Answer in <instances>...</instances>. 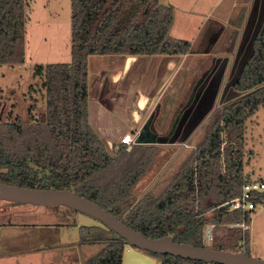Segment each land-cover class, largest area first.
I'll return each instance as SVG.
<instances>
[{"label":"trees","instance_id":"16d2710c","mask_svg":"<svg viewBox=\"0 0 264 264\" xmlns=\"http://www.w3.org/2000/svg\"><path fill=\"white\" fill-rule=\"evenodd\" d=\"M26 7V0H0V65L24 62ZM172 20L173 7L160 0H70V62L35 68L43 80L42 120L0 122V182L68 189L145 236L169 235L175 242L195 246H205L202 234L208 224L215 228L226 219L248 223L249 213L242 215L221 206L248 182L243 174V136L248 117L264 106V16L253 39V52L233 85L238 96L219 107L205 139L161 196L135 198V188L151 161L149 148L141 146L182 141L211 104L190 121L183 119L169 136L144 133L139 136L141 144L128 150L120 142L113 154L88 122V57L183 56L190 43L168 38ZM221 74V70L216 74L215 92ZM251 201L264 204V192L254 193ZM79 230L80 244L103 245L86 264H122L128 245L120 236L101 226H81ZM234 242L238 249L210 247L250 255L247 229L238 232ZM150 254L160 264L202 263Z\"/></svg>","mask_w":264,"mask_h":264},{"label":"rangeland","instance_id":"374dc122","mask_svg":"<svg viewBox=\"0 0 264 264\" xmlns=\"http://www.w3.org/2000/svg\"><path fill=\"white\" fill-rule=\"evenodd\" d=\"M160 2L169 3L168 5L173 7V20L168 38L189 41L190 50L187 57L184 58L177 70L174 68L175 72L173 69L169 71L166 79L161 78L160 67L151 63L150 66L139 67L137 73L134 72L136 71L134 68L117 84L111 83L110 73L116 68L115 63L121 56L92 55L88 57V122L92 123L90 125L95 127L98 135H100L102 127L100 123V113L102 112L105 115L108 114V117L111 116V121L113 120L117 127L123 126V122L130 116L136 114L140 118L146 116L150 110L145 122L154 127L157 135L167 137L176 113L184 103L190 100L193 88L210 68L215 55L228 54L231 50L232 53L234 52L237 42H234V49L230 43L233 38H237L235 34L237 24L229 25L230 27L225 25L223 39L217 41L212 36L208 37L213 31L211 26L214 25V19L212 13H209L208 17L206 16L208 13L206 4L199 0H160ZM192 2L193 4L190 6ZM26 3L23 38L24 62L20 65H0V122L20 120L23 123H29L30 119L42 120L44 110L43 80L36 74L35 68L50 63L70 62V0H26ZM259 10V13H262L264 4ZM216 32H218L217 29ZM250 50V47L244 44V48H241L238 56L245 58ZM238 51L239 49L236 52ZM226 57L228 56L226 55ZM229 65L230 69L226 66L222 70L220 77L222 92L217 93V97L221 94L226 95L225 97L222 95L223 102L218 103L217 101V104L212 102L208 112H205L196 127L194 126L182 141L146 143L141 146L149 148L151 161L146 173L135 188L134 195L137 200L144 196L150 198L161 196L180 172L181 167L192 157L197 146L205 139L211 124L220 113L217 105L236 96V93H232L231 87L227 85L235 77L231 70L232 62ZM119 68L120 66H118ZM97 74L102 76L101 82L95 78ZM130 83H135L133 97L130 95L132 87L131 90L129 87L127 94L124 92ZM95 84H101L98 89L100 91L94 90ZM158 87L160 88L158 89ZM142 96H147L151 100L149 109L145 108L142 111L138 106V109L134 108L133 111V98L139 99ZM120 97L123 99L121 103H119ZM100 137L102 138L101 135ZM243 138V174L248 178V181L264 180V106H258L246 120ZM102 140L107 150L113 154L121 139L118 142L113 138L110 143L104 138ZM138 152L135 157L138 156ZM227 209L231 210L230 207ZM0 211V223L27 225L23 238L25 239L23 244L25 250H30L34 246L43 248L50 245L51 248L67 251L68 245L77 244L80 241L79 227H105L94 218L64 206L12 205L0 200ZM239 223L240 221L234 222L231 219H226L212 230L208 228L214 239L212 241L204 239L203 243L209 247L212 245H222L226 248L235 247L234 240L238 232L244 231L241 226L237 225ZM246 224L247 226L251 224L250 231L247 229L248 235L250 233V256L264 258L263 203L256 204L255 209L249 213V221ZM16 233L17 230L13 227L0 228V255L13 252L15 243L12 244L8 240H12V237L19 238L20 236H16ZM106 235L108 236L110 233L107 232ZM21 240H19V244L23 243ZM102 248L101 244H89L90 253L99 252ZM126 249L131 253L139 252L142 255H148L151 259L157 258L132 246L124 247L123 258L129 254ZM235 249H238V246ZM86 253L88 254V252H78L79 258L84 257Z\"/></svg>","mask_w":264,"mask_h":264},{"label":"crops","instance_id":"0c3cea01","mask_svg":"<svg viewBox=\"0 0 264 264\" xmlns=\"http://www.w3.org/2000/svg\"><path fill=\"white\" fill-rule=\"evenodd\" d=\"M199 1L202 2L203 4H206L207 6L206 11L208 13L206 14V16L208 17L209 13H212V17L214 19V25L211 26L213 31L211 35H208L209 38L212 36L213 38H216L217 41L218 40L221 41V39H223L222 36L223 32L226 30L225 25L228 26L235 24L238 25L236 27L237 30L235 32L237 38L236 39L233 38L232 43H230L232 49H234V42H237L236 47L238 46L241 32L246 27L249 21V13L251 12V6L255 5L254 11H252L254 13V18L252 20V24H253V21L254 22L256 21L257 18L256 15L259 8L264 4V0H199ZM193 2L190 4V6L193 4ZM216 29L218 32H216ZM242 48H244V46H242ZM228 54L215 55L209 67H212L213 65L215 66L218 65V63L222 61L224 57H226V55ZM160 56L161 55L119 57L118 61L115 63L116 68L113 69L110 73L111 83L117 84L123 76L133 71L134 68H136V71L134 72L137 73V69L139 67L150 66L151 63H155L157 67H160L159 73L161 74V78L163 77V79H166V77L169 75V71L171 69L174 70V68L177 70L179 65L182 64L184 58L187 57V54L183 56H167V57H163V56L160 57ZM159 63L160 65L158 66ZM118 66H120L119 69ZM95 78L100 82L102 81V76L100 77L98 74L95 76ZM101 84H97V85L95 84L94 90L100 91L98 89L101 86ZM128 85H129L128 88L124 90V92L125 94H127L129 87L130 90L132 87L130 95H132L133 97V95H135V87H134L135 83L133 84L130 83ZM159 88L160 87H158V89ZM88 96H89V85H88ZM149 101L151 100L147 98V96H142L139 99L133 98L134 105L132 107V110L134 111V108L137 110L138 106L142 111H144L145 108L149 109V106L151 104V103L149 104ZM121 102H123V99H121L120 97L119 103ZM148 113L146 116L144 115L143 117L140 118H138L136 114L132 115L127 120L125 119L126 121L123 122V126L119 125L117 126L118 127L117 128L115 127L116 124L113 122V120L111 121V116L108 117V114L105 115L102 112L100 113V123L102 124V127L100 128L99 134L102 136V138L106 139L108 143H110V141L113 140V138L119 142L121 137L126 134L131 135L137 132L139 134H142L144 132L155 134L156 132L154 130V127H152L150 124L145 122ZM90 124L92 125V123ZM92 129L95 131V127H92ZM1 211L5 212L4 210ZM7 211L9 212V210H6V212ZM25 226L27 225L17 224V223L15 224L10 222L4 224L0 223V228L13 227L17 230L16 236H20L19 238L12 237V240L10 239L8 240L11 241L12 244L15 243L14 245L15 248L12 249L13 254L4 253L3 255H0V264H81V262L82 264H86L88 259H90L91 257H93L102 250L101 249L99 252L90 253L89 244H80L79 242L77 244L68 245L67 251H61V250H57L56 248H51L50 245L49 246L47 245L43 248L39 246H34L30 248V250L29 249L25 250V246H23V244L25 243V239H23L25 237V233H24ZM250 226L251 224H248L247 226L248 231H250L249 228ZM19 240H21V242L23 241V243L19 244ZM250 244L251 242L249 237V244H248L249 253L251 251ZM78 252L79 253L88 252V254L86 253L84 257L79 258ZM126 252L129 254L126 255L125 258H123L122 256V264H160V260L157 258L151 259V257H148V255H142V253L139 252L131 253L127 249ZM200 264H212V263H200Z\"/></svg>","mask_w":264,"mask_h":264},{"label":"water","instance_id":"95a60500","mask_svg":"<svg viewBox=\"0 0 264 264\" xmlns=\"http://www.w3.org/2000/svg\"><path fill=\"white\" fill-rule=\"evenodd\" d=\"M219 87L220 85L218 86L216 94L219 91L222 92V87ZM137 141L140 143L139 137ZM158 143L165 142L161 141ZM127 149H130V147L128 146ZM0 200L15 204H29L42 207L64 206L76 210L103 224L120 236L128 246L136 247L139 250L150 253L170 255L191 261L212 264H264V258H255L243 251H230L214 249L209 246L178 243L169 235L150 238L128 227L122 220L117 219L99 205L68 189L27 188L0 182ZM229 206L230 203H226L221 208H228Z\"/></svg>","mask_w":264,"mask_h":264},{"label":"flooded vegetation","instance_id":"af4514ba","mask_svg":"<svg viewBox=\"0 0 264 264\" xmlns=\"http://www.w3.org/2000/svg\"><path fill=\"white\" fill-rule=\"evenodd\" d=\"M254 7H255V5L251 6V12L249 13V21H248L246 27L241 32V35L239 37V43H238V46L236 47V49L234 50L233 53L231 50L229 52V54L227 55L228 57H224V59L222 61H220L218 63V65H216V66L213 65L212 67H210L206 71V73L203 75V77L200 79V81L193 88V92H192L190 100L188 102L184 103L180 107L178 112L176 113L175 118H174V121L176 123L173 122V125L171 126L170 133L176 132V130H178V128L180 127V123L183 121V119L186 118V120L189 119V121H190L192 119V117L195 116V114L197 113L198 110L202 111L203 108H205L207 105L211 104L212 102H213V104H215V103L217 104V101H218V103H220L221 101L223 102V99H224L223 97H225L226 95L221 94L217 97V94H215L216 92L214 91L215 86H216L214 80L216 78V74L218 72H220V70L222 71L223 68H225L226 66H228L227 68L230 69L229 64H231V62H232L231 70L233 72V77L234 76L235 77L232 78L231 82L227 83V85H229L231 87L232 93L233 92L236 93V96H234L233 98H230L226 101L233 100L238 96V92H236L233 89V85H234L235 81L237 80L245 61L251 56V54L253 52V46H252L253 39H254V37L258 31V28L262 22V19H263V11H262V13L261 12L259 13V11H260L259 10L257 12V15H256L257 16L256 21L255 22L253 21V24H252V20L254 18V13L252 11H254ZM244 44H247L251 50H250V53L245 56V58H242V56H238V55L240 53L242 46H244ZM238 49H239V51L236 52ZM213 93L215 94L214 97H213V95H214ZM222 95H223V97H222ZM226 101H224V102H226ZM222 104L217 105V107H220ZM144 133H142L140 135H143ZM146 133H148V132H146ZM170 133H169V135H170ZM169 135H167V136H169Z\"/></svg>","mask_w":264,"mask_h":264},{"label":"built area","instance_id":"2783aa9c","mask_svg":"<svg viewBox=\"0 0 264 264\" xmlns=\"http://www.w3.org/2000/svg\"><path fill=\"white\" fill-rule=\"evenodd\" d=\"M139 137V133H135L134 135L126 134L124 135L120 142L130 146L133 144H141L137 141ZM264 192V180H252L244 183L241 187V191L238 195L234 196L229 202L231 210L240 211L242 215L245 213H250L255 209L256 204L251 201V198L254 193H262ZM224 203V204H226ZM238 226H241L244 230L247 229V224L244 221H241ZM213 228V224H208L202 234L203 239L206 241H212L213 236L211 231L208 230Z\"/></svg>","mask_w":264,"mask_h":264}]
</instances>
